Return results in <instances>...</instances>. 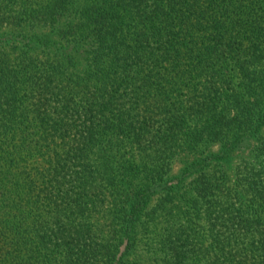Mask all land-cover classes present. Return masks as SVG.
I'll return each instance as SVG.
<instances>
[{"label": "trees", "instance_id": "1", "mask_svg": "<svg viewBox=\"0 0 264 264\" xmlns=\"http://www.w3.org/2000/svg\"><path fill=\"white\" fill-rule=\"evenodd\" d=\"M0 264H264V0H0Z\"/></svg>", "mask_w": 264, "mask_h": 264}]
</instances>
